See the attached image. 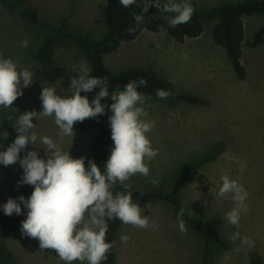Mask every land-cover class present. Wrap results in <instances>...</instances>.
<instances>
[{
	"label": "rangeland",
	"instance_id": "obj_1",
	"mask_svg": "<svg viewBox=\"0 0 264 264\" xmlns=\"http://www.w3.org/2000/svg\"><path fill=\"white\" fill-rule=\"evenodd\" d=\"M243 1L233 0L234 3ZM105 3L104 0H23L20 3L0 0V55L11 58L18 70L27 69L33 74V83L23 89V95L12 107L0 108V115L6 112L13 115L5 128L9 135L17 134L13 125L19 115L42 111L39 97L43 87L55 88L61 97L69 95L70 79L78 75L73 67L78 68L82 63L89 66L76 44L58 36H54L50 53L40 60L37 54L46 32L18 13L35 10L40 21L55 28L64 20L66 31L96 41L106 32ZM8 4H14L13 11ZM242 21L240 62L246 73L243 81L233 72L224 52L204 35L179 44L164 33L142 32L134 41L103 57L107 74L132 68L148 70L167 80L173 94H187L200 101L198 104L177 102L171 106L162 99H150L142 105L148 113L146 119L156 121L151 144L159 149V154L148 164L154 177L135 175L132 180L145 185L144 191L167 193L180 169L217 152L213 160L199 166V179L193 187L191 201L199 213L220 221L216 234L227 249L210 243L212 264H264V15L245 16ZM23 40L29 42L28 47L20 46ZM186 122L201 125L190 128L185 126ZM33 123L38 136H49L64 151H69L72 158L84 157L85 161L91 158V135L81 134L74 127V138L65 137L61 142L54 118L44 117ZM36 147L30 144L27 150L37 151L40 158L46 159L44 146L38 141ZM185 147L188 149L184 150ZM0 151L4 148L0 147ZM24 155L22 150L21 159ZM224 175L238 181L248 192L245 203L249 211L242 213L238 229L225 218L234 207L231 194L218 195ZM22 176L19 162L7 167L0 164L1 209L9 198L27 199L34 191L33 186L19 184ZM150 179H158V184L153 185ZM129 181L126 183L131 185V178ZM139 204L144 207L147 203ZM150 204L151 209H146L144 214L157 222L159 229L141 230L121 223L113 241L115 264H200L204 251L200 235L188 226L185 233L180 232L177 214L170 204L160 205L156 201ZM21 208V215H12L15 230L0 222V247L13 257V264H65L54 250H41L37 239L22 236L21 222L26 219L27 209L23 205ZM237 231L252 239V248L242 245L240 239H230ZM121 235L131 237L127 244L121 243Z\"/></svg>",
	"mask_w": 264,
	"mask_h": 264
},
{
	"label": "clouds",
	"instance_id": "obj_2",
	"mask_svg": "<svg viewBox=\"0 0 264 264\" xmlns=\"http://www.w3.org/2000/svg\"><path fill=\"white\" fill-rule=\"evenodd\" d=\"M125 7L137 5V0H119ZM143 9L140 14L133 13L137 25L143 22V16L150 7L160 8V0H140ZM162 10L174 15L168 18L170 27L185 24L190 21L194 7L190 0L177 3L167 0ZM134 29H129L133 31ZM28 41L23 40L20 46L28 47ZM186 55V54H185ZM78 75L70 79L69 95L61 97L56 89L43 87L39 99L42 101V111H26L19 115L13 125L17 135L15 140L0 151V164L5 167L19 162L23 169L20 185L33 186L34 191L25 199L20 196L18 201L9 198L2 205L6 216L22 214L21 205L27 209L26 219L21 222V234L24 237L37 239L41 250H54L58 258L65 264H103L114 246V242H106L108 221L119 219L124 225H131L141 230L159 229L157 222L145 215L146 209H151L147 203L141 207L133 201L129 190L131 185L126 182L132 176H150L149 162L158 154L159 149L152 147L148 133L154 130L155 120H147V111L142 105L151 96L138 91L147 85L143 78L130 80L121 90L117 85L114 91H109L107 77L91 76V68L86 64L73 67ZM33 83V74L27 69L18 70V65L11 58L0 55V108L12 107L14 101L23 95V89ZM99 88L95 98L91 101L81 92L89 93ZM170 93L157 90L159 99H167ZM111 104L101 101L109 98ZM106 109L112 113L108 117L111 129V139L114 146L110 150L109 158L104 164V171L93 161L85 158H72L69 151H64L59 143L46 135L38 136L34 129L33 120L44 117L54 118L59 129L62 142L65 137H73L74 125L86 119H94L104 115ZM12 119L11 116L8 117ZM3 132V138H8ZM39 141L46 154L40 158L37 151H28V145L36 147ZM0 147H3L0 144ZM37 148V147H36ZM25 155L21 159L20 153ZM222 186L219 188L220 197L231 194L234 207L225 214L226 220L237 229L240 226L242 213L249 211L245 203L248 192L242 184L232 180L229 176L221 177ZM153 185L158 179H150ZM123 191L116 190L117 186ZM184 208L177 213V223L181 233L187 231L184 220ZM131 239L129 235H121L122 244ZM235 241L240 239L242 245L253 247L249 236H241L235 232L231 237Z\"/></svg>",
	"mask_w": 264,
	"mask_h": 264
},
{
	"label": "trees",
	"instance_id": "obj_3",
	"mask_svg": "<svg viewBox=\"0 0 264 264\" xmlns=\"http://www.w3.org/2000/svg\"><path fill=\"white\" fill-rule=\"evenodd\" d=\"M23 0H15V3H20ZM167 0H160V8L150 7L148 12L143 16V22L139 25L133 19V13L140 14L143 9V4L137 0V5L125 8L119 0H106L104 23L106 26L105 34L96 41H89L83 37H76L72 33L65 30L64 20L57 28L51 27L40 21L35 10H24L18 14L22 18L27 19L34 27H40L46 32L40 49L38 51V58L43 60L51 51L54 44V36L66 39L70 43L76 44L82 51L85 59L89 63L92 76L107 77L109 83V91H114L117 85L123 90L124 86L130 81L143 78L147 81V85L140 87L138 91L145 95L151 96V99H159L156 96L157 90H165L170 93L166 101L169 105L174 106L177 102H186L189 104H198L200 101L187 94H173L171 85L168 81L157 77L148 70L132 68L116 72L114 74H107L103 68V57L115 52L122 44L134 41L142 32L150 33H164L169 38L177 43H183L186 39L199 37L203 32V27L206 22H214L210 29L211 42L219 47L228 58L233 72L240 80L245 78V69L240 62L241 44L243 41V17L253 14L264 15V0H244L240 3H225L216 6L208 11L194 12L190 21L175 27H170L168 18L174 14L166 13L162 10L163 4ZM177 2V0H176ZM191 4L193 0H190ZM8 8L13 11L14 4H8ZM129 29H134L129 31ZM100 91L99 88L92 92L81 94L87 96L89 101L95 98L96 93ZM102 104H111L110 97L101 101ZM112 115L106 109L105 114L94 119H86L83 122L75 123L74 127L81 134H88L92 136V156L89 160H93L104 171V164L107 162L109 156L108 143L111 138V129L109 127L108 117ZM13 117L12 113L6 112L0 115V144L6 150L16 138L17 134L8 135L7 139L3 138L6 125L9 122L8 117ZM217 152L211 155L204 156L200 160L192 162L180 169L177 175L173 178L170 191L168 193L147 192L144 190L131 191L133 201L148 202L150 200H157L168 203L172 206L177 214L182 208L177 199L179 189L189 174L199 167L201 164L214 159ZM85 161V167L88 166V161ZM123 191L119 185L117 189ZM182 219L185 225L190 227L194 232L200 235L204 241V251L201 257L200 264H212L209 255V244L214 243L220 245L223 249H227V245L219 240L216 230L220 224L218 219L197 220L192 218L184 209ZM0 222L10 230H15V218L13 216H6L3 209L0 208ZM121 222L119 219L108 221V232L106 242L112 243L114 236L119 228ZM14 259L7 254L2 247H0V264H13ZM103 264H115L114 249L112 248L107 255V259Z\"/></svg>",
	"mask_w": 264,
	"mask_h": 264
},
{
	"label": "crops",
	"instance_id": "obj_4",
	"mask_svg": "<svg viewBox=\"0 0 264 264\" xmlns=\"http://www.w3.org/2000/svg\"><path fill=\"white\" fill-rule=\"evenodd\" d=\"M104 2H106V0H104ZM180 2H183V0H177V3H180ZM225 3H234L233 0H193V3H192V6L194 7V12H204V11H208L216 6H219V5H222V4H225ZM214 22L210 21V22H206L204 24V27H203V32L202 34L197 37V38H192V39H198L200 37H202L203 35L204 36H207V38L209 39V41L211 42L210 40V29L212 27ZM208 28V30L206 29ZM144 32H147V31H144ZM150 33V32H148ZM153 34H156V33H153ZM159 34V33H158ZM187 40V39H186ZM185 40V41H186ZM184 41V42H185ZM130 43V42H128ZM177 43V42H176ZM212 43V42H211ZM125 44V43H124ZM180 44V43H179ZM213 44V43H212ZM123 45V44H122ZM33 60V59H32ZM34 61V60H33ZM35 63V61H34ZM21 64V63H20ZM37 64V63H36ZM61 75V74H60ZM62 77V76H61ZM246 79V75H245V78ZM243 79V80H244ZM243 80H240V81H243ZM167 81V80H166ZM233 91V90H232ZM227 92L229 93H232L231 90H228ZM240 92H245V91H240ZM208 121H210V119H208ZM199 125H201L200 122H196V124H192L190 122H186L185 123V126H189L190 128H196V126L199 127ZM150 141H151V136H152V133H148L147 134ZM114 146L113 144V141L112 139L110 138L109 140V143H108V149H109V154H110V150L111 148ZM187 147V146H186ZM184 148V150H187L188 148ZM185 152V151H184ZM186 153V152H185ZM207 163V162H205ZM203 163V164H205ZM188 165V164H187ZM202 165V164H201ZM149 166V165H148ZM198 168L197 167L196 169H194L190 174L189 176L185 179V181L182 183L180 189H179V192H178V196H177V199L178 201L180 202L181 206L188 212V214L194 218V219H197V220H207V219H218L216 217H210L209 215H206V214H201L199 213L196 208L193 206L192 204V194H193V187L194 185L196 184L197 180L199 179V172H198ZM152 169H150L151 171ZM151 173V172H150ZM178 173V172H177ZM150 175H152L154 177V175L151 173ZM133 179V176L131 177V191H135V190H145V185H142L140 184L139 182H135L132 180ZM173 180V179H172ZM130 182V181H129ZM128 183V182H127ZM135 183L138 185H140L139 187H134ZM172 183V181H171ZM171 186V185H170ZM192 190V191H191ZM190 191V192H189ZM160 193V192H159ZM168 193V192H167ZM181 199V201H180ZM158 202V204H162L164 202H161V201H157V200H150L148 202H145V203H152V202ZM134 202L136 203H139L141 201H137L135 200ZM144 203V202H142ZM171 206V205H170ZM172 207V206H171ZM219 220V219H218Z\"/></svg>",
	"mask_w": 264,
	"mask_h": 264
}]
</instances>
